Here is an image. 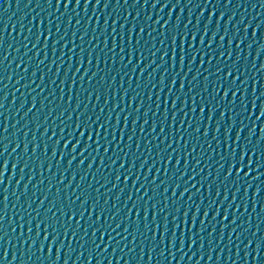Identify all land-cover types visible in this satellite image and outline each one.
I'll return each instance as SVG.
<instances>
[{"label":"water","instance_id":"95a60500","mask_svg":"<svg viewBox=\"0 0 264 264\" xmlns=\"http://www.w3.org/2000/svg\"><path fill=\"white\" fill-rule=\"evenodd\" d=\"M261 112L264 0H0V264H264Z\"/></svg>","mask_w":264,"mask_h":264},{"label":"snow or ice","instance_id":"6c2138e0","mask_svg":"<svg viewBox=\"0 0 264 264\" xmlns=\"http://www.w3.org/2000/svg\"><path fill=\"white\" fill-rule=\"evenodd\" d=\"M181 61L183 62V56L181 57ZM229 75H231V73H229ZM201 111H203V107L201 108ZM261 116H264V112H261ZM78 127H79V125H78ZM242 164H243V161L241 160V162H240V167L238 168V170L239 171H243V167H242ZM7 165H5V167H6ZM234 167H236V165H233Z\"/></svg>","mask_w":264,"mask_h":264}]
</instances>
